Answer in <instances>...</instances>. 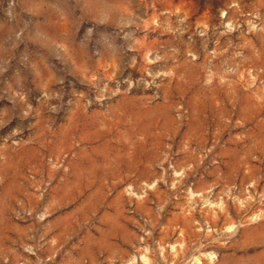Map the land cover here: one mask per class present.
<instances>
[{
	"label": "rangeland",
	"instance_id": "rangeland-1",
	"mask_svg": "<svg viewBox=\"0 0 264 264\" xmlns=\"http://www.w3.org/2000/svg\"><path fill=\"white\" fill-rule=\"evenodd\" d=\"M0 264H264V0H0Z\"/></svg>",
	"mask_w": 264,
	"mask_h": 264
}]
</instances>
